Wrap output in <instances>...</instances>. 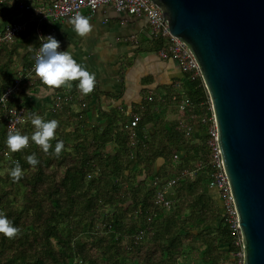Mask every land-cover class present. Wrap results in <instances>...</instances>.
Returning a JSON list of instances; mask_svg holds the SVG:
<instances>
[{"label":"trees","instance_id":"1","mask_svg":"<svg viewBox=\"0 0 264 264\" xmlns=\"http://www.w3.org/2000/svg\"><path fill=\"white\" fill-rule=\"evenodd\" d=\"M152 41L156 49L164 44L162 38ZM11 43L0 41V94L17 76L18 54ZM188 82L164 111L149 101L132 112L139 115L135 126L129 114L117 110L108 113L99 132L85 126L81 111L66 122L55 119L59 125L47 154L31 139L28 147L11 152L1 118L0 212L20 233L12 239L0 234V264H222L233 237L221 205L207 190L209 168L196 170L207 160L208 124L200 119L207 95L200 80ZM183 94L192 105L179 109ZM33 115L17 131L31 137ZM188 127L198 132L186 134ZM59 140L64 149L57 157ZM109 142L115 144L113 153L106 150ZM33 153L39 160L35 167L26 160ZM16 161L23 170L18 182L9 175ZM191 170L193 177L184 173ZM169 178H176V196L163 206L156 201V185ZM212 221L218 224L210 230Z\"/></svg>","mask_w":264,"mask_h":264},{"label":"water","instance_id":"2","mask_svg":"<svg viewBox=\"0 0 264 264\" xmlns=\"http://www.w3.org/2000/svg\"><path fill=\"white\" fill-rule=\"evenodd\" d=\"M151 1L201 72L243 264H264V0Z\"/></svg>","mask_w":264,"mask_h":264},{"label":"crops","instance_id":"3","mask_svg":"<svg viewBox=\"0 0 264 264\" xmlns=\"http://www.w3.org/2000/svg\"><path fill=\"white\" fill-rule=\"evenodd\" d=\"M38 1L25 0L24 8H19L16 0L5 1L0 5V23L23 20L30 11V7ZM87 18L93 29L86 37L76 34L69 24L71 17L45 21L40 27L45 37L53 35L60 41L59 50L66 51L71 44L74 59L84 65L90 73L95 74L94 91L83 95L78 89V81L72 82L71 89L67 87L51 89L36 77L35 71L28 72L33 63L37 37L34 30L27 27L10 44L12 50L18 54L16 77L23 76L22 89L19 100H15L16 102L30 106L33 114L44 119H58L64 122L71 119L72 113L81 111L85 126L96 132L102 130L109 120L108 113L113 110H117L124 116L129 114L128 116L131 117L132 112L144 109L149 101L158 102L159 108L154 107V109H160V111L170 107L173 101L176 103L174 95L184 93L189 82L175 61L162 58L158 54V49L155 48L152 37L149 35V23L145 16L129 15L117 11L112 5H103ZM29 46L32 51H29ZM201 83L204 86L203 81ZM206 95V101L202 102L205 113L201 120L209 113L207 92ZM57 101L60 102V107L56 106ZM185 102L186 104L181 106ZM191 105L192 103L184 94L181 101L177 102L179 109ZM168 117L176 118L177 114H169ZM181 124L184 125V123ZM146 128L149 133L155 131L151 124H147ZM193 129L198 132L197 128L189 127L186 134ZM204 135L206 142V132ZM106 150L115 152V144L107 143ZM182 152L183 148H180L179 154L182 155ZM160 163L161 159H158L155 167H158ZM165 181L166 179L162 180L161 184H157L156 189L162 187ZM207 190L218 200L222 216H224L219 191L214 187H207ZM175 196L172 188L169 189L167 197L170 199ZM217 224L218 221H212L207 228L212 230ZM221 249L227 251V245H222Z\"/></svg>","mask_w":264,"mask_h":264},{"label":"built area","instance_id":"4","mask_svg":"<svg viewBox=\"0 0 264 264\" xmlns=\"http://www.w3.org/2000/svg\"><path fill=\"white\" fill-rule=\"evenodd\" d=\"M5 1L7 0H0V5ZM16 1L19 8L26 7L25 0ZM103 5H112L117 11L125 12L129 15L145 16L149 23V35H151L152 38L164 39V45L158 49V54L162 58H170L175 61L188 81H203L199 67L190 49L184 42L170 33L168 24L160 8L151 0H39L34 6L30 7V11L23 20L0 23V41L13 42L15 37L25 28L31 27L37 37V43L34 48L33 63L28 72L35 71V56L41 44L39 37L45 36L40 27L42 23L45 21H57L64 17L72 18L76 13L89 17L97 8ZM22 79V75L15 77L13 83L7 86L0 94V119L2 118L5 120L8 132L10 130L17 131V128L30 118L33 111L30 106L21 103L18 105H8L9 100H19V94L22 89ZM55 104L57 107H60V102L57 101ZM185 104L186 102L181 104V106ZM207 110L209 111L208 115L204 116L201 120L208 124L206 131L207 161L203 164L198 163L197 169L208 166V186L216 188L220 193L224 207L223 217L233 237V249L229 252L227 259H225L222 264H243L244 256L241 233L230 187L223 167L221 153L217 144L216 124L210 100L208 101ZM138 121L139 116L134 113L131 114L130 125L135 126ZM180 125L185 127L183 124ZM187 130H189V127ZM196 170L184 171V173L193 177ZM175 182L176 178H169L164 182V185L157 190L156 201L159 204L163 206H168L170 204L167 192L172 188Z\"/></svg>","mask_w":264,"mask_h":264},{"label":"clouds","instance_id":"5","mask_svg":"<svg viewBox=\"0 0 264 264\" xmlns=\"http://www.w3.org/2000/svg\"><path fill=\"white\" fill-rule=\"evenodd\" d=\"M69 24L73 27L76 34L80 37H86L91 33L93 26L89 19L80 13H76L69 20ZM41 44L35 56L34 70L44 85L51 89L67 87L71 89L72 82L78 81V89L83 95H88L95 88V74L90 73L84 65L78 63L74 59L71 51V44L68 50L61 51L60 41L53 35L40 36ZM29 51H32L29 46ZM31 124L35 131L31 137L22 134L20 131H9L7 134L6 144L8 149L15 153L28 147L31 139L39 146L45 154L52 148L50 143L55 139V132L59 125V121L44 120L39 115H33ZM64 149V142L59 140L55 144L54 154L59 157ZM27 163L33 167L39 164V160L35 153L26 157ZM10 177L14 182H18L23 176V170L19 161L15 162V166L9 172ZM20 233V229L13 225L12 221L7 216L0 212V234L12 239Z\"/></svg>","mask_w":264,"mask_h":264}]
</instances>
